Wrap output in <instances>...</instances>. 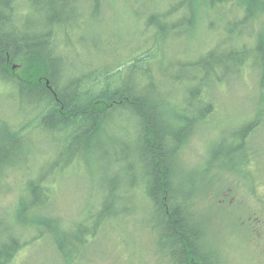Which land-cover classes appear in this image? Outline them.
<instances>
[{
    "label": "trees",
    "instance_id": "obj_1",
    "mask_svg": "<svg viewBox=\"0 0 264 264\" xmlns=\"http://www.w3.org/2000/svg\"><path fill=\"white\" fill-rule=\"evenodd\" d=\"M127 4L129 12L141 19V30L124 47L117 33L125 26L114 28L112 44L102 55L125 53L110 65L78 58L84 47L79 29L87 16L99 20L102 10L109 8L106 0H0V83L11 88L9 97L17 103L18 115L12 123L3 122L0 174L34 155L32 177L15 214L9 218L3 212L1 218L8 226L0 230V264L18 263L24 253L17 259L18 254L41 237L50 241L52 252L65 264L84 263L82 248L98 232L102 235V225L118 214L115 189L120 177L107 176L99 160L100 200L90 203L69 226L54 205L55 184L80 164L81 157L103 150L93 141L109 124V116L122 113L123 135L130 141L119 142L125 177L146 197L162 258L168 264H217L201 240L208 239L206 215L213 214L214 220L219 208L206 207L203 215L194 202L198 188L184 191L174 178L184 169L179 158L187 139L217 111V90L249 77L256 81L259 102L235 130L239 143L234 148L246 167L257 160L253 139L264 115V24L258 22L264 0H127ZM200 18L207 44L180 58L186 42L194 39ZM18 60L26 63L25 78L14 72ZM33 132L50 135L52 147L32 144ZM139 161L146 164L144 170ZM251 179L249 192L256 195L260 182L255 173ZM214 193L219 196V188ZM256 196L263 206L264 193ZM28 232L32 235L27 240ZM125 264H136L134 257Z\"/></svg>",
    "mask_w": 264,
    "mask_h": 264
},
{
    "label": "rangeland",
    "instance_id": "obj_2",
    "mask_svg": "<svg viewBox=\"0 0 264 264\" xmlns=\"http://www.w3.org/2000/svg\"><path fill=\"white\" fill-rule=\"evenodd\" d=\"M106 3L109 8L102 10L100 21L96 15L87 16L79 29L80 35L84 37V47L82 46L78 58L83 62L104 60L110 65L115 64L122 59L121 53L125 52L119 53L121 55H102L112 44L114 28H121L122 24L125 26V29L117 33L124 47L133 43L141 30L142 21L137 18L135 11L129 12L127 0H106ZM83 11L87 12L88 9L83 8ZM201 19L197 22L194 39L186 42L187 47L183 48L180 58L185 57L189 51L198 52L207 44V34ZM258 24H264V14ZM94 43L99 45L93 46ZM25 68L24 60L14 63L15 74L22 78L26 77ZM246 73L247 70L244 75ZM255 84V79L249 77L244 83L235 81L226 86L227 89L224 87L217 90V111L187 139L179 158L184 169H179L174 178L175 185L184 191L198 188L199 195H196L194 202L203 210V215L206 207L219 208L214 220L213 214L206 215L210 225L208 239L201 240V245L209 249L207 251L217 264H264V205L261 206L259 200L255 199L257 194L264 193V115L253 139L256 141L254 151L259 155L257 160L246 167L243 165L244 157H240L234 148L239 143L235 130H239L244 119L253 115L259 102ZM10 93L11 88L0 83V140L6 129L4 123H12L18 118L15 114L17 103L9 97ZM122 117L123 113L119 117H108L109 124L100 129L101 135L93 141L102 146L103 150L91 152L86 159L81 157L80 164L69 169L67 175L55 184L58 192L54 195L53 202L63 216L64 225L69 226L72 221L79 219L90 203L100 200L96 176L97 164L101 162L107 176L120 177V183L115 189L118 214L112 222L102 225V235L98 232L82 248L83 264H125L130 256L134 257L136 264H168L156 245V232L152 226L156 222L150 217L146 197L142 191L130 186L125 177L121 144H126L129 138L123 135L126 122H123ZM50 138L47 133L33 132L30 141L46 148L47 145L52 147L54 144ZM29 155L25 161L14 163L0 174V230L8 226L1 221L3 212L8 213L9 218L15 214L18 201L25 193L27 181L32 177L34 155ZM130 158L132 159L131 156ZM139 162L144 170L146 164ZM247 168L254 172L246 173ZM137 173L138 169H135L134 176ZM254 173L260 182V187L256 186V195L249 192L253 186L251 178ZM218 188L219 196H216L214 192ZM215 197L217 199L213 201ZM29 235L32 232L26 236L27 240ZM26 246L28 247L17 256L19 259L24 253L20 258L21 262L19 260L16 264H65L64 259L52 252L51 243L45 237Z\"/></svg>",
    "mask_w": 264,
    "mask_h": 264
}]
</instances>
